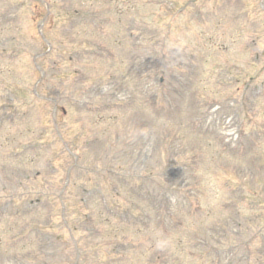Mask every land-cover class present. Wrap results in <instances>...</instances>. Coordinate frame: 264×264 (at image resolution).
I'll return each instance as SVG.
<instances>
[{
    "label": "rangeland",
    "instance_id": "rangeland-1",
    "mask_svg": "<svg viewBox=\"0 0 264 264\" xmlns=\"http://www.w3.org/2000/svg\"><path fill=\"white\" fill-rule=\"evenodd\" d=\"M189 1L0 0V264H264L263 3Z\"/></svg>",
    "mask_w": 264,
    "mask_h": 264
}]
</instances>
